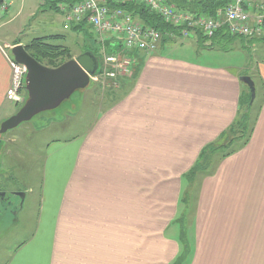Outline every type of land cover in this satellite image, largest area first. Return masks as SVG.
Here are the masks:
<instances>
[{"label":"crops","instance_id":"1","mask_svg":"<svg viewBox=\"0 0 264 264\" xmlns=\"http://www.w3.org/2000/svg\"><path fill=\"white\" fill-rule=\"evenodd\" d=\"M121 51L130 75L81 134L48 146L34 227L0 264H172L181 205L192 212L181 264H264V63L243 69L261 84L248 142L188 186L182 175L238 115L242 74ZM10 83L0 44V112Z\"/></svg>","mask_w":264,"mask_h":264},{"label":"rangeland","instance_id":"2","mask_svg":"<svg viewBox=\"0 0 264 264\" xmlns=\"http://www.w3.org/2000/svg\"><path fill=\"white\" fill-rule=\"evenodd\" d=\"M8 1L10 3L12 1L11 6L5 7L3 12L0 9V44L2 48L12 46L15 41L26 45L36 38L60 35L63 38L51 41V43L68 48L73 58L80 56L88 49L97 58L99 67L105 65L104 58L108 57L116 58L117 63L115 67L108 66V69L101 67L96 76H91L90 83L85 90L74 92L55 110L42 112L30 121L0 135V193H4L8 200L5 204L0 199V260L3 255H8V248L13 250L25 240L34 227L33 222L38 213V203L43 186V166L48 146L55 140H70L73 136L81 134L89 123L95 121L103 112L105 92L118 87L120 89L118 79L130 75L129 68L132 65V59L128 58V54L121 50L136 53L133 49L124 48L120 43L121 38L95 36L91 26L86 23L83 24L81 32H77L79 34L72 29H64L62 15L57 10L40 6V0ZM43 5H45L44 2ZM173 36L171 39L173 42L164 44L161 42L158 50L153 53L138 51L149 57L164 54L201 65L223 66L242 75L249 74L243 70L244 66L254 68L257 63L264 62V42L254 40L250 49L246 51L238 49L240 43L237 40L233 45L234 48L238 47L237 49L223 52L215 48H208L209 43L206 44V47L197 45L194 36L189 38ZM262 36H264V27L263 32L254 37ZM245 40L247 41L248 38ZM105 72H112L114 78L100 77L99 73ZM250 75L253 77L256 94L259 97L261 84L258 75L254 73ZM119 93H121L120 90ZM256 105L257 102L253 103L250 115L246 118L247 128L253 119ZM7 108L9 112L6 113ZM20 108L21 105L17 106L4 101L0 112V124ZM206 158L209 156L207 157L205 154L203 163ZM212 160L214 161V159ZM185 174L182 175L185 183L183 185H192V180L189 178L190 170ZM200 176L198 175V178ZM17 194L24 195V199L18 197ZM181 206L184 210L178 216L182 217L181 224L187 226L188 229L192 212L189 210L190 215L187 214L185 206ZM4 260L6 259L3 258L1 261Z\"/></svg>","mask_w":264,"mask_h":264},{"label":"built area","instance_id":"3","mask_svg":"<svg viewBox=\"0 0 264 264\" xmlns=\"http://www.w3.org/2000/svg\"><path fill=\"white\" fill-rule=\"evenodd\" d=\"M56 8L64 19V29L82 22L91 26L93 34L98 37L121 38V44L126 49H135L146 53L157 50L160 34L153 28L143 27L132 15L118 5L138 2L145 5L151 12L159 15L165 23L176 28L180 37L194 36L195 31L203 37L211 38L219 29L225 28L231 36L253 37L262 32L264 26V0H258L257 14L252 17L248 11L251 4L257 0H230V4L219 9L213 17L193 16L179 10L171 0H54ZM195 2L197 0H188ZM73 2V3H70ZM2 8L10 5L8 0H1ZM11 69L10 88L5 94L11 104H22L25 101L24 79L26 68L11 58H8ZM104 69L116 66L117 59L104 58ZM100 77L114 78L112 72L100 73Z\"/></svg>","mask_w":264,"mask_h":264},{"label":"trees","instance_id":"4","mask_svg":"<svg viewBox=\"0 0 264 264\" xmlns=\"http://www.w3.org/2000/svg\"><path fill=\"white\" fill-rule=\"evenodd\" d=\"M171 2L175 4V6L181 11L187 12L193 16H207V17H213L217 12V10L222 9L230 4V0H197L195 2H189L188 0H171ZM107 4L110 6L114 5L109 0H107ZM0 6H2V3H0ZM42 6L45 7L47 6L51 10H57L54 1H50V0L46 1L45 5ZM118 7L128 12L130 15H132V17L136 21L141 23L143 27L153 28L157 30L160 34V42H162L163 44L166 42L168 43L173 42L171 41V38L174 37L173 35L177 37L180 36L176 28H173L169 24L165 23V21L159 15L151 12L142 3L129 2L125 4H120L118 5ZM3 11H5V8L1 9V12ZM71 28L72 31L75 32L77 31V28H80V26H74ZM61 38H63V36L60 35H52L43 38H36L31 40L28 44L24 45V47L25 50L28 52V54L31 57H33L36 61H38L40 64L49 68H56L61 64H63L64 62L73 59V56L71 55V52L69 51L68 48L64 47L63 45L51 43V41H56ZM245 39L247 38L231 36L224 27L219 29L211 38L203 37L201 33L195 31V42L197 45L201 47H206V44L209 43V45H207L208 48H215L223 52L237 49L238 47L235 48L233 47V45L237 42V40L238 43H240V47L238 49L246 50V51L250 49V46L255 41L264 42V36L258 38L251 37L248 38L247 41ZM16 44H20V41H15L13 43V45ZM242 76H249L253 80V77L251 75L245 74ZM249 102H250V92L246 87V93L240 99L239 112L234 122L230 125V127H228V129L225 132H223L218 137L216 141L207 144L205 147H203L196 161L189 169L190 170L189 178H191L192 180L191 182L192 185L195 183L196 179H199L201 176L207 174L213 162H215L218 159L224 158L225 156L231 155L235 150L242 148L248 142L253 132V127L256 118L253 116V119L251 120V124L247 128L245 123L246 118L247 116L250 115V111L253 105L252 104L251 106H249ZM205 154L207 157L209 156V158H206L203 163V158ZM212 159H214V161ZM198 175L201 176L198 178ZM7 202L5 203L7 204ZM175 222L179 224L182 231L180 238V241L182 242V253L176 260H174L172 264H181L186 260L187 256L189 255L190 246L188 244L189 242L186 238V233H185V229L187 230V226H183L181 224L182 217L176 219Z\"/></svg>","mask_w":264,"mask_h":264},{"label":"water","instance_id":"5","mask_svg":"<svg viewBox=\"0 0 264 264\" xmlns=\"http://www.w3.org/2000/svg\"><path fill=\"white\" fill-rule=\"evenodd\" d=\"M10 52L13 60L27 70L25 77L27 100L14 115L0 124V135L30 121L42 112L55 110L74 92L85 90L98 67L97 59L90 52L64 62L56 68L40 64L21 44L14 45ZM239 81L249 89L251 106L256 96L254 82L249 76H241ZM17 195L24 199V195ZM4 196V193H0V198Z\"/></svg>","mask_w":264,"mask_h":264},{"label":"flooded vegetation","instance_id":"6","mask_svg":"<svg viewBox=\"0 0 264 264\" xmlns=\"http://www.w3.org/2000/svg\"><path fill=\"white\" fill-rule=\"evenodd\" d=\"M5 198H6V196H4V197H1L0 199L2 200V201H4L5 200ZM8 201V200H7ZM6 200L4 201V202H7ZM6 204V203H5Z\"/></svg>","mask_w":264,"mask_h":264}]
</instances>
